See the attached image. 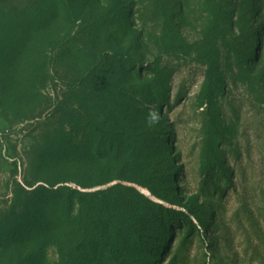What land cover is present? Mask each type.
<instances>
[{
    "label": "rangeland",
    "instance_id": "1",
    "mask_svg": "<svg viewBox=\"0 0 264 264\" xmlns=\"http://www.w3.org/2000/svg\"><path fill=\"white\" fill-rule=\"evenodd\" d=\"M66 178L126 187L105 231L120 264H264V0H0V264H63L2 233ZM104 242L80 264H115Z\"/></svg>",
    "mask_w": 264,
    "mask_h": 264
},
{
    "label": "trees",
    "instance_id": "2",
    "mask_svg": "<svg viewBox=\"0 0 264 264\" xmlns=\"http://www.w3.org/2000/svg\"><path fill=\"white\" fill-rule=\"evenodd\" d=\"M83 121L85 122L84 118ZM85 127L99 132L98 126L90 121L85 122ZM73 131L76 132V129ZM64 133L68 134L65 130ZM101 145L96 144L97 148L93 155L97 157L103 155L101 148L107 152ZM217 166H221L217 159L211 158L207 161V171L202 175L204 190L211 186ZM69 180L64 179L62 184L50 182L47 185L39 184L30 190L29 194L33 196L26 200L20 195L14 207V213L17 215L16 210H19L20 214L6 227V232L2 233V240L13 242L17 238L21 241L27 251L24 263L41 262L45 249L56 246L63 258V264H80L86 260V254L92 252L95 242L105 239L104 246L108 254L114 259L115 264H120L116 242L108 241V238H105L107 236L105 231L111 226H116L114 223L116 214L122 215L128 211L126 203H122L116 194L126 187L118 183L107 188L86 191L71 185ZM145 216L147 229L158 233L156 213L149 214L146 211ZM195 216L198 225L191 223L187 234L190 235L192 230L197 228V232L204 239L211 232L212 222H207L199 215ZM189 221L186 215L181 214L174 221V225L180 230L181 225L187 226ZM120 230L121 228L118 229ZM133 240L138 242L137 237ZM35 251L37 253L34 255Z\"/></svg>",
    "mask_w": 264,
    "mask_h": 264
},
{
    "label": "clouds",
    "instance_id": "3",
    "mask_svg": "<svg viewBox=\"0 0 264 264\" xmlns=\"http://www.w3.org/2000/svg\"><path fill=\"white\" fill-rule=\"evenodd\" d=\"M156 122H157V117L153 114L151 116V119H150L149 123H156Z\"/></svg>",
    "mask_w": 264,
    "mask_h": 264
}]
</instances>
